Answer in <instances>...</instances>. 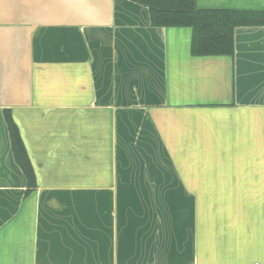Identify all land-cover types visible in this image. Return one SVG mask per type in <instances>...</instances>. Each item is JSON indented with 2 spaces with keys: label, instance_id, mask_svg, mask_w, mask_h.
Segmentation results:
<instances>
[{
  "label": "crops",
  "instance_id": "1",
  "mask_svg": "<svg viewBox=\"0 0 264 264\" xmlns=\"http://www.w3.org/2000/svg\"><path fill=\"white\" fill-rule=\"evenodd\" d=\"M192 40L135 0H0V264H264V25Z\"/></svg>",
  "mask_w": 264,
  "mask_h": 264
},
{
  "label": "trees",
  "instance_id": "2",
  "mask_svg": "<svg viewBox=\"0 0 264 264\" xmlns=\"http://www.w3.org/2000/svg\"><path fill=\"white\" fill-rule=\"evenodd\" d=\"M135 1L149 6L154 25L192 27V52L195 55H232L237 26L264 25V10L200 9L196 0ZM5 114L14 156L26 174L29 193L36 185L34 171L16 124L7 110Z\"/></svg>",
  "mask_w": 264,
  "mask_h": 264
},
{
  "label": "built area",
  "instance_id": "3",
  "mask_svg": "<svg viewBox=\"0 0 264 264\" xmlns=\"http://www.w3.org/2000/svg\"><path fill=\"white\" fill-rule=\"evenodd\" d=\"M254 264H260V263L256 262V263H254Z\"/></svg>",
  "mask_w": 264,
  "mask_h": 264
}]
</instances>
